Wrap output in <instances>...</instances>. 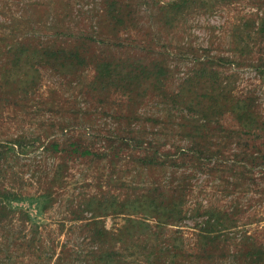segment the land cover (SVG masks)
<instances>
[{"label":"rangeland","instance_id":"rangeland-1","mask_svg":"<svg viewBox=\"0 0 264 264\" xmlns=\"http://www.w3.org/2000/svg\"><path fill=\"white\" fill-rule=\"evenodd\" d=\"M0 264H264V0H0Z\"/></svg>","mask_w":264,"mask_h":264},{"label":"trees","instance_id":"trees-1","mask_svg":"<svg viewBox=\"0 0 264 264\" xmlns=\"http://www.w3.org/2000/svg\"><path fill=\"white\" fill-rule=\"evenodd\" d=\"M185 1V0H183ZM73 57H75L78 61H82V57H80V54L75 52V54H73ZM107 71H108V76L111 77V70L109 69V67L107 68Z\"/></svg>","mask_w":264,"mask_h":264}]
</instances>
